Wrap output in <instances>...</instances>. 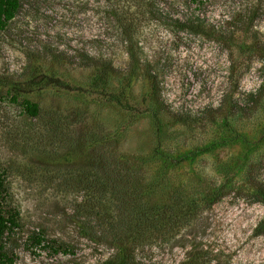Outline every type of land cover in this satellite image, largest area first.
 I'll return each instance as SVG.
<instances>
[{"label":"rangeland","instance_id":"rangeland-1","mask_svg":"<svg viewBox=\"0 0 264 264\" xmlns=\"http://www.w3.org/2000/svg\"><path fill=\"white\" fill-rule=\"evenodd\" d=\"M21 2L0 30V80L41 74L62 83L18 100L0 84V172L19 213L6 240L13 264H103L116 251L95 212L80 210L97 192L79 181L92 169L83 141L91 133L128 159L136 172L128 184L147 204L177 216L137 247L141 264H264V59L256 50L264 10L252 29L240 20L264 0ZM120 18L133 34H122ZM187 21L200 29L180 26ZM130 48L139 58L133 69ZM105 63L114 72L101 78ZM101 89L125 90L133 109ZM23 97L39 115L24 112ZM113 188L104 190L111 206L130 210L132 197L116 199L122 192ZM82 221L92 236L82 235ZM38 232L62 247L31 245Z\"/></svg>","mask_w":264,"mask_h":264},{"label":"trees","instance_id":"trees-1","mask_svg":"<svg viewBox=\"0 0 264 264\" xmlns=\"http://www.w3.org/2000/svg\"><path fill=\"white\" fill-rule=\"evenodd\" d=\"M22 7L21 0H0V30L4 29L7 24L16 16ZM253 9L251 14L248 15V18L240 19L245 22V30L252 29L253 19L256 14H260L264 10V4L260 2L257 7H252ZM120 17V16H119ZM133 17V16H132ZM133 19V18H132ZM237 19V18H236ZM239 22V21H238ZM189 21L180 24L181 27H189L192 30H199L201 24H190L186 26ZM118 24L121 28L122 34H133L135 31V26L132 22H127L126 24L122 23L121 18L118 19ZM241 24H233L231 28L242 27ZM228 30V29H227ZM229 31V30H228ZM225 32V31H223ZM229 34V33H228ZM252 34H259L257 31ZM258 51V57L264 59V44L259 45L256 42ZM53 59H58L60 55L49 52ZM87 54H79V58L83 62H89L91 57ZM139 63L138 55L130 48V69L136 68ZM99 76L106 77L111 72H114V69L110 66V63H105L98 66ZM127 78V83L129 81ZM57 79H54L49 76H44L41 74H35L28 81L15 82L5 81L4 79L0 80L1 85H8L9 91L11 88L14 89L11 99L18 100V97L21 93H24L32 88L38 87L40 85H49L53 84ZM62 83L61 81H59ZM104 92L103 97H106L107 100L112 101L121 108L124 109H133L127 97L125 95V90L121 92H108L107 90L101 89ZM98 91V89H97ZM20 104L23 107V110L26 114L30 116H37L40 113V107L35 102L26 97H23L20 100ZM234 137H240V134H233ZM108 140V138H107ZM106 140V141H107ZM85 145L88 148L93 149V152L90 154V162L92 169L88 170L87 176L82 177L79 181L86 188H94L97 192L88 199V205L80 208L81 211H86L90 213L95 212L97 216L99 225L104 224V229L108 233L109 237L116 243V251L111 254L103 264H141L136 257V249L144 241L149 240V236L155 231H169L173 228V225L176 224L177 216L168 215L165 212H159L152 204H147L142 197L143 190H140L136 187L128 184L129 177L133 178L135 182L136 173L128 163V159L122 155H116L113 151L112 146H106L103 143L102 139L96 133H91L88 136L83 138ZM105 141V142H106ZM126 158V159H125ZM90 179H89V178ZM102 179L104 181H102ZM108 182L110 185H108ZM114 183L113 193L121 190L122 194L115 195L116 199L119 196L130 195L132 197V205L130 210H125L123 212H118L111 204L110 198L105 196L104 190L107 187L112 186ZM101 192V193H100ZM147 193V192H146ZM148 194V193H147ZM7 195V186L5 183V178L0 172V264H13L14 254L6 247V240L13 230L19 226L18 218L19 213L15 207H11L6 202ZM149 195V194H148ZM142 200L145 202L143 203ZM86 206V207H85ZM119 210V209H118ZM161 227V229H160ZM93 231V225L86 221H82V235L83 236H92L90 233ZM94 233V231H93ZM150 234V235H149ZM28 242L31 245L37 247H48L55 250L60 249L62 246L58 244L56 239H46L42 233H35L28 236Z\"/></svg>","mask_w":264,"mask_h":264}]
</instances>
